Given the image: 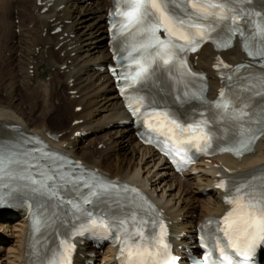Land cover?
Returning <instances> with one entry per match:
<instances>
[{"label":"snow or ice","instance_id":"6c2138e0","mask_svg":"<svg viewBox=\"0 0 264 264\" xmlns=\"http://www.w3.org/2000/svg\"><path fill=\"white\" fill-rule=\"evenodd\" d=\"M114 2L110 23L125 45V54L118 58L122 68L117 79L124 82L121 91L132 114L143 116L149 130L174 146L236 155L252 151L254 141L264 134V107H258L264 103V73L245 77L235 90L229 84L217 100L208 101L206 85L194 83L203 81V76L188 66L186 54L208 40L218 48L231 47L239 34L247 55L264 59V15L245 7L250 0ZM221 66L229 68L222 60L217 64ZM227 80L231 82L232 75ZM129 88L134 89L132 95L127 94ZM71 167L58 153H41L39 148L10 153L7 146L0 147V207L24 198L43 200L70 214L76 233L114 232L120 238L123 264H171L166 225L138 189L95 172L67 171ZM245 175L231 184L226 179L217 183L231 206L208 236L221 264H251L257 249L264 250V169ZM57 215L44 217L45 225ZM34 224L39 221L34 219ZM70 239L60 242V256L68 264L74 247Z\"/></svg>","mask_w":264,"mask_h":264},{"label":"bare ground","instance_id":"6f19581e","mask_svg":"<svg viewBox=\"0 0 264 264\" xmlns=\"http://www.w3.org/2000/svg\"><path fill=\"white\" fill-rule=\"evenodd\" d=\"M109 6V0H46L42 5L38 0H0V140H11L21 131L45 137L48 132L58 134V139L51 140L59 149L105 175L145 189L167 213L178 243L202 256L196 238L198 223L226 210L217 188L219 173L263 166L264 136L251 155L203 159L182 174L174 172L165 157L137 140L113 78L102 68L112 56L106 42ZM57 26L62 30L53 34ZM222 58L231 63L246 60L238 46L220 52L206 45L194 57L196 67L208 72L212 97L221 87L215 67ZM20 85L24 97L19 96ZM56 100L73 108L71 124H63L61 131L48 124ZM98 131L103 133L95 137ZM9 220L0 217V261L29 264L26 213ZM115 256L111 245L85 244L77 264H114Z\"/></svg>","mask_w":264,"mask_h":264},{"label":"rangeland","instance_id":"374dc122","mask_svg":"<svg viewBox=\"0 0 264 264\" xmlns=\"http://www.w3.org/2000/svg\"><path fill=\"white\" fill-rule=\"evenodd\" d=\"M18 21H19L18 19H15V22L16 23H18ZM30 28H32V25H30ZM17 32H18V30H17ZM5 61L7 62V60H5ZM30 73H31V75H33L34 74V69H31V72ZM45 78L47 80H50V76H45ZM19 89H20V93H19L20 95L19 96L20 97H24L25 96V93L22 92L23 91V86L20 85ZM0 94L1 95L3 94L2 88L0 89ZM65 94H67V93H65ZM54 105L56 106V110H54L52 112L51 117L48 120V124L50 125V127L53 130L61 131L63 129V124H65V125L71 124L72 120L69 118V115L72 113L73 108H72V106H70L67 109V107H68L67 105L68 104L64 100H56L54 102ZM23 108L26 110L27 109V105H23ZM37 110H38V108H37ZM102 133H103L102 131H98L96 133V135H94V136L95 137H98V136L102 135ZM84 143L89 145V141L88 142H85L84 141ZM91 148L94 149L95 148V145L91 146ZM9 221L12 222V219H10Z\"/></svg>","mask_w":264,"mask_h":264}]
</instances>
